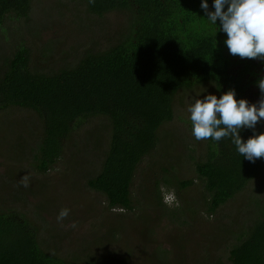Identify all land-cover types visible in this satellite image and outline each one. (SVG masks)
Masks as SVG:
<instances>
[{
    "label": "trees",
    "instance_id": "16d2710c",
    "mask_svg": "<svg viewBox=\"0 0 264 264\" xmlns=\"http://www.w3.org/2000/svg\"><path fill=\"white\" fill-rule=\"evenodd\" d=\"M65 1L80 5L92 18L123 15L120 38L103 49L90 47L74 63L56 70L38 68L29 49L18 42L0 72V114L18 109L39 116L42 135L33 156L39 173L47 172L61 158L71 136L87 134L86 126L102 119L108 131L107 148L100 170L91 174L86 187L100 193L109 210L131 211L130 188L137 167L157 146L160 127L172 120L176 97L211 83L221 95L234 90L236 100L257 104L264 61L231 55L219 20L216 25L206 20L201 0ZM32 2L0 0V28L7 21L28 19ZM206 2L208 10L214 11L213 0ZM253 131L264 133V120L254 130L242 128L239 135L247 141ZM202 141L206 151L194 163L205 192L201 205L208 216H216L222 205L264 172V158L246 160L231 138ZM6 169L0 179L14 178L13 171L8 175ZM162 180H155L154 185L159 206L162 185L179 190L192 184L191 180L176 185L172 179ZM3 181L0 187L10 197L0 202L13 195ZM183 204L173 212H182ZM254 208L257 218L230 233L235 243L228 253L229 264H264V201L256 200ZM85 248L79 246L67 258L45 252L36 227L22 213L12 206L0 210V264H126Z\"/></svg>",
    "mask_w": 264,
    "mask_h": 264
},
{
    "label": "rangeland",
    "instance_id": "374dc122",
    "mask_svg": "<svg viewBox=\"0 0 264 264\" xmlns=\"http://www.w3.org/2000/svg\"><path fill=\"white\" fill-rule=\"evenodd\" d=\"M32 9L28 19L7 21L0 28V72L18 42L29 49L38 68L56 70L74 63L90 47H108L122 33L120 14L92 18L83 7L65 0H33ZM209 94L221 96L214 85L202 83L176 97L172 120L160 127L157 146L137 167L130 188L131 211L109 210L104 197L86 187L91 174L100 170L107 148L102 119L87 125V134L71 136L61 158L39 173L33 166L42 135L39 116L18 109L1 113L0 174L7 168L6 174L13 171L14 178L0 179L13 191L10 200L0 202V210L12 206L22 213L36 227L40 248L65 258L83 245L85 251L95 250L96 255L117 257L126 264H229L228 253L235 243L231 231L238 232L254 219V202L264 201V172L222 205L216 216L203 211L205 192L194 163L205 153L206 144L193 136L186 109L193 98ZM25 175L28 187L20 183ZM164 178L172 179L173 185L189 180L192 184L179 190L162 185L159 206L154 185ZM2 189L3 185L0 201L10 197ZM182 204V212H173ZM63 208L69 214L58 222Z\"/></svg>",
    "mask_w": 264,
    "mask_h": 264
},
{
    "label": "clouds",
    "instance_id": "9594fccd",
    "mask_svg": "<svg viewBox=\"0 0 264 264\" xmlns=\"http://www.w3.org/2000/svg\"><path fill=\"white\" fill-rule=\"evenodd\" d=\"M200 7L208 22L216 25L219 20V30L227 36L224 44L231 55L264 61V0H213L214 11H209L206 0H201ZM258 87L261 96L257 104H249L245 99L236 100L234 90H228L219 98L211 94L203 99L193 98L186 111L190 114L195 139L211 137L219 142L231 138L238 153L246 160L254 162L256 158H264V133L257 135L253 131L247 141L239 135L242 128L254 130L257 123L264 120V77L258 81ZM28 180L29 176L25 175L20 183L28 187ZM68 214L69 209H61L57 221H62Z\"/></svg>",
    "mask_w": 264,
    "mask_h": 264
}]
</instances>
